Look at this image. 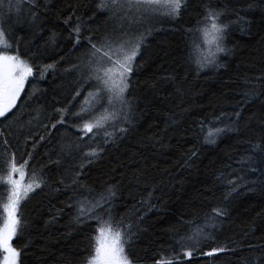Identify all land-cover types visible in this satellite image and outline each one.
I'll return each instance as SVG.
<instances>
[{
  "label": "trees",
  "instance_id": "1",
  "mask_svg": "<svg viewBox=\"0 0 264 264\" xmlns=\"http://www.w3.org/2000/svg\"><path fill=\"white\" fill-rule=\"evenodd\" d=\"M46 2L47 11L41 7V19L47 20L46 31L31 44H28L32 31L27 18L17 23L13 13L3 23L13 51L18 45L25 58L33 53L35 58L30 61L34 65L33 75L26 81L17 107L7 118L0 117V132L4 133L0 137V176L6 175L5 137L11 144L8 154L15 151L20 163L28 158V152L33 153L30 170L33 166L47 165L50 158L57 159L62 143L75 142L80 137V130L74 125L92 119L103 110L101 106L91 116L81 119L71 115L94 90L95 81L81 88L83 81L78 82V72L71 70L70 65L77 63L87 44L82 42L78 48L70 50L72 44L66 39L70 26H65L63 20L71 16L74 24L80 17L88 22L86 27L93 29L94 35H99L105 27L111 29L119 24V19H111L110 11L98 8L100 0ZM198 3L199 0H189L188 8L175 20L157 17L142 26L132 27L133 32L151 31L145 37L141 54L135 61L139 67L131 74L125 93L132 101V124L124 125L129 131L118 136L115 143L104 146L102 158L87 169L85 177L90 184L101 180L119 181L117 216L123 214L125 222L130 219L135 226L137 217L142 215L137 236L126 247L135 264H153L160 252L170 255L173 238L169 229L177 227L181 217H203L218 205L228 208L229 214L222 227L215 231L214 239L202 243L203 250L227 245L237 251L234 255L229 252L214 258L197 254L191 264H242L245 258L251 260L264 254V184L259 182L262 179L259 174L250 171L253 167L264 170V163L257 159L256 163L249 164L243 159L251 155L249 141L256 143L264 136V123L261 122L264 120V94L245 107L240 131L225 132L214 144L203 143L198 125V121L207 123L221 112H234L246 91L245 81L264 74V2L216 0L217 6L225 10L224 23L235 21L237 11L247 23L230 25L226 35L230 54H220L222 66L199 72L195 63L187 59L184 35V29L196 26ZM48 30L60 34L54 48L44 46ZM83 34L89 35L88 31ZM198 54L194 52L193 61ZM48 64L54 66L45 71L43 66ZM77 89L81 95L73 99ZM66 106L70 111L65 123L53 129L52 123L60 119L55 109ZM226 123L228 121L224 120L216 127ZM41 135L45 137L43 141ZM26 137H31L27 143ZM84 142H88L86 138ZM189 150L198 152L190 161V167L185 165ZM71 162L70 158H64L65 166ZM61 172L63 167L48 166L46 175L50 183ZM234 175L243 177L242 186L226 199L227 180ZM56 186L52 183V187ZM149 192H152L150 198ZM69 195L70 192L53 193L45 186L22 202L21 214L27 224L13 240L14 247L23 249L22 264H87L93 254L91 238L96 234L93 229L98 225L73 222L75 209L66 206ZM6 198L7 185L0 181V203ZM144 199L150 202L141 203ZM60 208L63 212L55 222L46 225L49 217ZM2 215L0 208V217ZM186 231V227H180L182 235Z\"/></svg>",
  "mask_w": 264,
  "mask_h": 264
},
{
  "label": "snow or ice",
  "instance_id": "2",
  "mask_svg": "<svg viewBox=\"0 0 264 264\" xmlns=\"http://www.w3.org/2000/svg\"><path fill=\"white\" fill-rule=\"evenodd\" d=\"M188 4L189 0H100L97 7L110 11L111 19H119V24L111 29L105 27L99 35H94L93 29L86 27L88 22L80 17L76 18L74 24L71 16L63 20L65 26H70L67 27L66 37L72 44L70 50H75L82 42L87 44L85 51L77 58V63L70 65L71 70L78 72V82L83 81L81 88L95 81L94 90L85 96L79 110L71 115L81 119L86 115L91 116L101 106L103 110L92 119L74 125L80 130L81 135L75 142L62 143L60 151L56 154L57 159L50 158L47 165L33 166L30 170L28 166L32 161L33 153L28 152L27 159L21 157L23 162L20 163L15 151L11 155L8 154L7 149L11 147V144L6 137L3 139L5 146L3 163L6 165V175L0 176V181L7 185V198L5 202L0 203L3 212L0 217L2 218L0 264H22L20 257L23 249L13 246L14 238L19 237L27 224L21 214L22 202L26 201L30 194H34L36 190H41L45 186H49L53 193L70 192L69 203L66 206L75 209L72 217L75 224L98 225L93 229L98 234L91 238L94 241L93 254L88 258L87 264H135L126 252V247L130 246L136 238L142 215L137 217L135 226L130 219L126 223V217L123 214L120 216L116 214L120 182L111 183L109 180H101L99 183L90 184L85 177L87 169L102 158L104 146L115 143L118 136L129 131L124 125L132 124V101L126 98L125 93L129 88L131 74L139 67L135 61L141 54L145 37L151 34L150 30L133 32L132 27L142 26L157 17L175 20L188 8ZM41 7L47 11L49 6L46 0H7V3L6 0H0V117L7 118V115L17 107L18 99L21 98V93L25 89V82L33 75L34 65L30 61L35 58L34 53L25 58L20 53L18 45L13 51V45L3 27L4 20L13 13L17 17V23H23L27 18L32 31V39L28 41V44H31L46 31L47 20L41 19ZM197 9L196 26L184 29V35L185 47L188 49L187 59L195 63L199 72L204 68L222 66L220 54H230V50L226 47V35L230 25L245 24L247 21L240 17L237 11L235 21L224 23L225 10L217 6L216 0H199ZM48 31L49 35L44 41V46L54 48L60 34L56 31ZM85 31H88L89 35L84 36ZM194 52L199 54L193 61ZM63 59L61 57V60ZM53 66L48 64L43 68L46 71ZM245 83L246 91L241 101L237 102L238 106L234 112H221L208 119L207 123L204 120L198 121L199 135L203 137V143L214 144L221 134L240 131V121L245 107L264 94V74L257 76L254 80L247 79ZM79 95L81 91L77 89L73 99ZM69 104H72V101H69ZM69 111L67 106L55 109L60 119L53 122L51 127L54 129L57 124H64ZM39 114L37 109V117ZM224 120L228 123L223 127H216ZM261 122L264 123V120ZM44 127L47 128V125ZM3 136L4 133L0 132V137ZM85 138L87 143L84 142ZM29 139L31 137H26L25 143ZM44 139L45 137L41 135L40 140ZM36 143L33 144V149ZM249 143L251 155L243 159H246L249 164L256 163L257 159L264 163V136L256 143L251 141ZM197 155V151L189 150L185 165L190 167V161ZM65 157L72 161L66 166L63 163ZM50 165H56L57 168L63 167V172L59 173L57 179L51 183L46 175V168ZM250 171L251 174H259L262 177L259 182L264 184V170L253 167ZM26 179H28L27 183L24 182ZM242 179L243 177L234 175L233 179L227 180L229 192L226 199L242 186L240 183ZM52 183L57 186L52 187ZM252 183L255 184L256 181ZM151 195L152 192H149L148 197L150 198ZM149 202V199L141 201L144 204ZM62 212L63 208L57 209L45 224L54 223L56 217ZM228 214V208L218 205L212 207L203 217L198 215H193L189 219L181 217L178 226L169 229V235L173 238L170 255L166 256L163 252L157 253L159 258L154 257L153 264H191L192 258L197 254L208 258L229 252L234 255L237 250L230 249L227 245L211 247L208 251H204L202 247L204 241L214 239L215 231L222 227ZM134 227L136 231L133 230ZM180 227H186L185 234L180 233ZM262 261H264V254L254 256L251 260L245 258L242 264H261Z\"/></svg>",
  "mask_w": 264,
  "mask_h": 264
},
{
  "label": "rangeland",
  "instance_id": "3",
  "mask_svg": "<svg viewBox=\"0 0 264 264\" xmlns=\"http://www.w3.org/2000/svg\"><path fill=\"white\" fill-rule=\"evenodd\" d=\"M26 83V82H25ZM98 233L95 234V236L97 235Z\"/></svg>",
  "mask_w": 264,
  "mask_h": 264
}]
</instances>
